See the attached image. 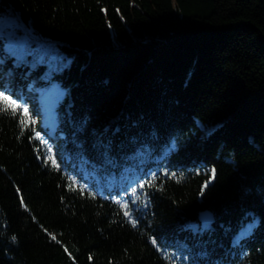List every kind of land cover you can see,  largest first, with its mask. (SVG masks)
<instances>
[{
    "label": "trees",
    "instance_id": "obj_1",
    "mask_svg": "<svg viewBox=\"0 0 264 264\" xmlns=\"http://www.w3.org/2000/svg\"><path fill=\"white\" fill-rule=\"evenodd\" d=\"M0 10L32 34L22 56L0 37V91L35 121L0 112V264H264V0Z\"/></svg>",
    "mask_w": 264,
    "mask_h": 264
},
{
    "label": "rangeland",
    "instance_id": "obj_2",
    "mask_svg": "<svg viewBox=\"0 0 264 264\" xmlns=\"http://www.w3.org/2000/svg\"><path fill=\"white\" fill-rule=\"evenodd\" d=\"M21 27L22 25L19 24V20L16 16H14L12 13L10 14L9 12H6L5 10H0V37L6 34V38L8 39L9 44L11 45V49L16 56L27 54L24 53L25 41L28 39V33L30 32L20 33V35H17L20 32ZM30 35L32 34L30 33ZM8 41L6 40L5 44L8 45ZM43 43V45L40 44L39 50L37 51V55L38 57H42L47 60L50 71H61L64 69L65 65H69V61H63L62 63L57 64V51L50 43ZM64 96L65 91L61 87H56V93L53 96L46 98L44 100V108L39 109L41 114L44 115V117L40 118H45L47 125L52 131L56 129L58 124V112L56 110L57 100L63 99ZM37 98H39V96ZM36 103V107H38V102L36 101ZM22 104L28 108L25 100H22ZM132 188L135 187L132 186L130 188V191Z\"/></svg>",
    "mask_w": 264,
    "mask_h": 264
},
{
    "label": "snow or ice",
    "instance_id": "obj_3",
    "mask_svg": "<svg viewBox=\"0 0 264 264\" xmlns=\"http://www.w3.org/2000/svg\"><path fill=\"white\" fill-rule=\"evenodd\" d=\"M0 112H10L11 115L18 116L19 122H20L22 127H25L29 124L35 123V121L31 117V115L29 114V109L26 106H24L23 104L18 103L16 100L12 99L11 96L5 95V92H3V91H0ZM37 138H39L38 135H37ZM49 153H51V149H49ZM48 161H50L53 164V166H58L56 164V160L51 155H49L46 158V162H48ZM173 175H175V174H173ZM214 176H215V170L213 169L212 170V177L214 178ZM154 178L155 177L153 176V179ZM75 184H76V182L73 181L72 185H75ZM151 184H152L151 180H146L144 183L138 184V187L140 189H143L145 186H151ZM72 185H70V187H72ZM204 187L205 188L207 187V183L204 185ZM79 190L82 193L86 191L85 188H80ZM136 192H137V189L132 188L130 195L135 197L136 199H139V197L136 196ZM132 202L135 203V200H133ZM116 203H121V201L117 200ZM122 208L125 209L124 216L126 218H128L133 223V225H135V221L132 218L131 211L128 210V202H123ZM51 238L53 240L56 239V237L54 235H52ZM152 243L154 246H158L157 241L155 239L152 241Z\"/></svg>",
    "mask_w": 264,
    "mask_h": 264
},
{
    "label": "water",
    "instance_id": "obj_4",
    "mask_svg": "<svg viewBox=\"0 0 264 264\" xmlns=\"http://www.w3.org/2000/svg\"><path fill=\"white\" fill-rule=\"evenodd\" d=\"M201 220L205 224H211L214 221L213 214L210 211H204L201 213Z\"/></svg>",
    "mask_w": 264,
    "mask_h": 264
}]
</instances>
